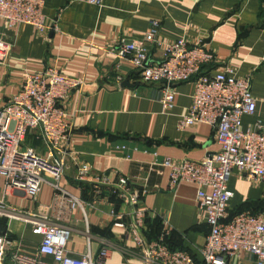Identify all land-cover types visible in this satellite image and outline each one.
<instances>
[{
  "label": "crops",
  "instance_id": "1",
  "mask_svg": "<svg viewBox=\"0 0 264 264\" xmlns=\"http://www.w3.org/2000/svg\"><path fill=\"white\" fill-rule=\"evenodd\" d=\"M42 2L46 22L53 29L39 31L28 24L8 29L0 20V39L7 44L0 62V104L18 91L28 71L55 66L63 75L82 79L63 103L71 135L61 184L88 204L89 236L82 215L72 212L67 250L84 252L89 240L93 256L102 246L109 248L105 264H151L144 261L125 228L114 226L108 216L110 208L119 214L125 210L112 193L122 176L126 188L139 195L145 237L153 240L163 234L169 248L183 250L201 262L199 250L209 227L205 211L195 201L196 185L182 181L171 187L168 169L153 164L164 157L200 160L217 148L210 125L194 122L178 127L191 103L194 79L171 84L173 108L163 111L159 98L164 83L142 81L110 48L121 37L141 40L153 19L159 21L158 38L164 42L184 37L189 44L204 43L214 58L200 75L230 67L235 75L250 78L256 108L242 116V128L252 127L257 120L264 123V0ZM116 74L132 86H120L122 80L117 83ZM41 134L40 127L28 130L21 145L45 153ZM82 162L90 164L102 180L77 178ZM228 187L233 193L227 204L229 218L241 210L264 211V181L247 179L233 169ZM52 197L45 183L38 203L50 206ZM7 201L23 209L35 208L17 192L10 193ZM2 220L12 244L3 264H12L10 255L16 248L33 253L38 237L29 226L17 219ZM228 264H256V258L243 252L229 258Z\"/></svg>",
  "mask_w": 264,
  "mask_h": 264
},
{
  "label": "built area",
  "instance_id": "2",
  "mask_svg": "<svg viewBox=\"0 0 264 264\" xmlns=\"http://www.w3.org/2000/svg\"><path fill=\"white\" fill-rule=\"evenodd\" d=\"M100 4L102 0H84ZM42 0H0V20L8 29L28 24L39 31L53 29L42 11ZM159 21L151 20L141 40L121 37L110 48L118 61L126 62L148 83H164L159 101L163 111L173 108L175 91L171 84L194 79V90L187 112L178 120L179 129L200 122L214 129L216 150L200 160H173L164 157L154 161L168 169L169 185L182 181L196 185L195 201L206 213L209 231L199 250L201 262L189 253L169 248L163 234L148 240L143 234L145 211L139 207V195L126 188L127 180L119 177L112 193L125 204L123 213L108 210L112 224L125 228L147 263L151 264H228L239 253H250L256 264H264V211H238L230 218L227 204L233 193L228 181L235 169L247 179L264 181V123L242 128V116L253 114L256 101L250 91V78L237 76L230 67L213 75H200L210 64L213 53L204 43L189 44L181 37L171 42L158 38ZM6 43L0 39V62ZM159 51V53H158ZM155 52L158 54L156 55ZM119 83L122 76L116 74ZM81 78L63 75L57 67L46 66L28 71L18 91L0 104V218L17 219L27 224L38 237L33 253L16 248L10 255L12 264H105L109 248L102 246L96 256L87 248L72 253L66 245L71 234L72 212L79 211L88 234V204L62 186L66 167L71 125L63 103ZM40 127L46 145L45 153L22 146L28 130ZM76 177L101 181L92 166L82 162ZM52 190V204L40 205L42 185ZM21 194L34 209H23L7 201L10 193ZM126 217V218H125ZM7 233H0V264L11 246Z\"/></svg>",
  "mask_w": 264,
  "mask_h": 264
},
{
  "label": "trees",
  "instance_id": "3",
  "mask_svg": "<svg viewBox=\"0 0 264 264\" xmlns=\"http://www.w3.org/2000/svg\"><path fill=\"white\" fill-rule=\"evenodd\" d=\"M2 219L3 218H0V233H4V230H5V221H3Z\"/></svg>",
  "mask_w": 264,
  "mask_h": 264
},
{
  "label": "water",
  "instance_id": "4",
  "mask_svg": "<svg viewBox=\"0 0 264 264\" xmlns=\"http://www.w3.org/2000/svg\"><path fill=\"white\" fill-rule=\"evenodd\" d=\"M120 86H122V87H125V86L131 87L132 85L130 83H128V79L126 78V79H124V80H122L120 82Z\"/></svg>",
  "mask_w": 264,
  "mask_h": 264
}]
</instances>
